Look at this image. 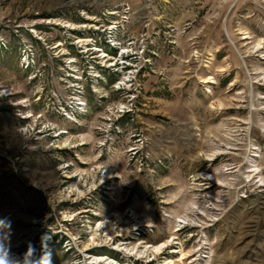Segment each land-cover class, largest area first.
<instances>
[{"label": "rangeland", "instance_id": "obj_1", "mask_svg": "<svg viewBox=\"0 0 264 264\" xmlns=\"http://www.w3.org/2000/svg\"><path fill=\"white\" fill-rule=\"evenodd\" d=\"M109 20L140 69L120 89L122 73L86 84L67 120L63 61ZM81 207L84 253L115 255L86 231L118 215L153 225L131 245L175 238L121 262L264 264V0H0V264H40L49 216ZM78 257L52 241L44 264Z\"/></svg>", "mask_w": 264, "mask_h": 264}, {"label": "built area", "instance_id": "obj_2", "mask_svg": "<svg viewBox=\"0 0 264 264\" xmlns=\"http://www.w3.org/2000/svg\"><path fill=\"white\" fill-rule=\"evenodd\" d=\"M114 12L115 11H113V13ZM91 26L92 28L88 27V30L92 31L93 36L88 37L87 41H84L85 39L83 38L78 40V53L80 59L78 60L73 56L66 57L63 61V66L66 69L65 82L73 87L75 93L71 95L69 103L66 106H62L60 108L61 111L58 113L61 117L70 121H75L76 117L86 110V84L92 92H95L99 81L104 80V77L102 76L104 73H112L114 75L122 73L121 79H117L113 84L116 89H120L122 85L126 84L125 82L134 78L135 73L140 69V67H137L132 62L131 56L137 54V50H134L132 46L133 41L129 40L126 45H122L119 24L116 20H109V23L102 28L94 24ZM140 51L142 52L143 49L141 50L140 48ZM125 108L126 106L123 105L120 112ZM129 110H131V108H129ZM103 172H105V170H103ZM79 178H82V174L79 175ZM72 190L74 191V189L71 188L68 192L71 194L73 192ZM86 210L89 209L84 210L81 207L71 213L66 212L62 217L61 223L57 221V217L52 215L49 216V223L44 224L39 230L40 240L37 247L38 251H36L38 263L44 264L46 254L49 253L50 243L52 241L62 242L65 251L75 249L81 254V257L68 260L65 264H127V262H121L120 260L127 258H141L138 257V251L136 253V250L129 249L133 246H141L143 242L138 240L136 242L137 245H131L132 236L129 235V233L131 230L139 231V228H142L141 233L146 234L148 228L153 227V225L147 220H140L141 222L139 223H136L137 220H133L134 227L131 230L129 227H127L126 231H122V228L121 231H119L118 229H120V227L116 228L118 233L114 232L116 231L114 229L111 234L107 236L108 238H105L104 236H94L93 234L97 225L101 223V221L96 223V227L94 226L95 228L88 225V230L86 231L88 239L86 247L92 249L105 247L114 251L115 255L82 252L85 247L80 249L81 239L76 230V228H78V222L73 219L78 213ZM127 212V216L132 218V211ZM91 215H93L92 217L97 216L95 209L91 211ZM54 221L57 222V225L54 224ZM138 235L141 236L140 233H138ZM143 245H146V242H144ZM28 255L33 256V253L30 252ZM152 258L153 256H149L148 260ZM12 264H22V262L18 259L13 261Z\"/></svg>", "mask_w": 264, "mask_h": 264}, {"label": "bare ground", "instance_id": "obj_3", "mask_svg": "<svg viewBox=\"0 0 264 264\" xmlns=\"http://www.w3.org/2000/svg\"><path fill=\"white\" fill-rule=\"evenodd\" d=\"M247 162H248V167H252L253 166V163H252L253 162V159L250 158V159L247 160ZM250 171H252V170H250ZM113 176L116 177L117 175H113V172H109L105 176H103V180H104V178L107 179V178H111ZM260 180H262V178H260ZM132 215H133V212H132ZM114 216H115V220H116V223L114 224V229L116 230V228H119L118 226L120 225L119 224L120 223L119 222L120 221V217L118 215H114ZM147 221L149 222V220H147ZM108 223H109V221H105V222L99 223L97 225V228L95 229V231L93 233L94 236H104L105 238H108L107 236H109L111 234V232H112V230H111L112 228L110 229V226L108 225ZM136 223H138V221ZM118 230L121 231V228L118 229ZM118 230H116V231H118ZM174 239H175L174 237H171L170 240L168 239V240L163 241V242H161V243H159L157 245H152V244L146 243V245L133 246L129 250H136V253L138 251V257H142L145 254L148 255L149 253H152V254H160V252H163V250L167 247V245H169L170 242L173 241Z\"/></svg>", "mask_w": 264, "mask_h": 264}, {"label": "clouds", "instance_id": "obj_4", "mask_svg": "<svg viewBox=\"0 0 264 264\" xmlns=\"http://www.w3.org/2000/svg\"><path fill=\"white\" fill-rule=\"evenodd\" d=\"M22 264H24V261L22 262ZM31 264H32V262H31Z\"/></svg>", "mask_w": 264, "mask_h": 264}]
</instances>
